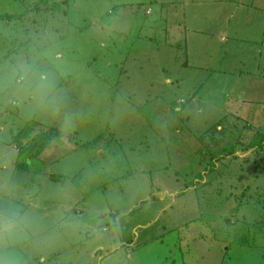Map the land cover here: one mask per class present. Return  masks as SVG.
<instances>
[{
	"label": "rangeland",
	"instance_id": "obj_1",
	"mask_svg": "<svg viewBox=\"0 0 264 264\" xmlns=\"http://www.w3.org/2000/svg\"><path fill=\"white\" fill-rule=\"evenodd\" d=\"M70 259L264 264V0H0V264Z\"/></svg>",
	"mask_w": 264,
	"mask_h": 264
},
{
	"label": "crops",
	"instance_id": "obj_2",
	"mask_svg": "<svg viewBox=\"0 0 264 264\" xmlns=\"http://www.w3.org/2000/svg\"><path fill=\"white\" fill-rule=\"evenodd\" d=\"M159 210H163V208L161 207V208H159ZM113 220H114V221H111V222H110V223H111V224L109 225L110 228H111V227H114V226H118L117 223H115V221L117 222V220L114 219V217H113ZM124 227H125V226H124ZM138 227H139V226H138V224H137V225L133 226L132 229L135 230V232H136L137 229H138ZM120 228H121V227H119V229H120ZM121 230H122V231H127L126 228H124V229L121 228ZM10 234H13V233H10ZM121 237H123V236H121ZM137 238H138V236H137ZM115 241H116V240H115ZM131 242H132V241H131ZM109 244H110V243H109ZM112 244H115V243H112ZM101 248H102V247H101ZM105 248H106V247H105ZM66 264H76V260H72V259H70V260L67 261Z\"/></svg>",
	"mask_w": 264,
	"mask_h": 264
},
{
	"label": "trees",
	"instance_id": "obj_3",
	"mask_svg": "<svg viewBox=\"0 0 264 264\" xmlns=\"http://www.w3.org/2000/svg\"><path fill=\"white\" fill-rule=\"evenodd\" d=\"M48 130H49V128H45V129H44V131H48Z\"/></svg>",
	"mask_w": 264,
	"mask_h": 264
}]
</instances>
